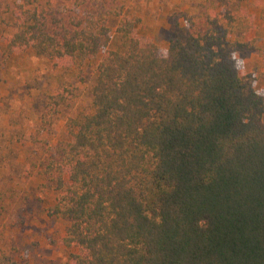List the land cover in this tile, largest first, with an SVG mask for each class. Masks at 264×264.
<instances>
[{"label":"trees","instance_id":"trees-1","mask_svg":"<svg viewBox=\"0 0 264 264\" xmlns=\"http://www.w3.org/2000/svg\"><path fill=\"white\" fill-rule=\"evenodd\" d=\"M71 1L83 10L12 0L6 36L63 65L100 56L93 110L68 120L46 165L68 264H264V89L237 56L255 47L248 0L185 13L164 50L126 0ZM68 92L47 96L50 116Z\"/></svg>","mask_w":264,"mask_h":264},{"label":"rangeland","instance_id":"rangeland-1","mask_svg":"<svg viewBox=\"0 0 264 264\" xmlns=\"http://www.w3.org/2000/svg\"><path fill=\"white\" fill-rule=\"evenodd\" d=\"M56 2L69 13L83 10L78 6L75 12L71 0ZM213 3L219 0H126L122 11L136 20L142 40L151 38L164 50L185 13ZM248 3L250 22L241 23L253 26L256 41L254 48L238 52L239 69L253 73L256 86L264 89V0ZM11 8L12 0H0V264H68L69 253L77 249L62 242L66 220L47 214L58 193L57 173L46 172V165L55 144L69 139L68 120L93 110L90 87L100 56L68 66L31 48L8 50ZM119 19L108 18L111 49L119 44ZM62 86L73 95L50 116L47 96Z\"/></svg>","mask_w":264,"mask_h":264}]
</instances>
